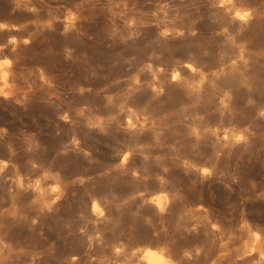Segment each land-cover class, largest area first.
<instances>
[{"label": "rangeland", "instance_id": "1", "mask_svg": "<svg viewBox=\"0 0 264 264\" xmlns=\"http://www.w3.org/2000/svg\"><path fill=\"white\" fill-rule=\"evenodd\" d=\"M0 24V264H202L219 243L245 264L264 0H0Z\"/></svg>", "mask_w": 264, "mask_h": 264}, {"label": "bare ground", "instance_id": "2", "mask_svg": "<svg viewBox=\"0 0 264 264\" xmlns=\"http://www.w3.org/2000/svg\"><path fill=\"white\" fill-rule=\"evenodd\" d=\"M187 67L190 69V70H193L194 69V66L192 65V64H188L187 65ZM175 76H177V75H175ZM159 206H160V208H162L163 207V203H162V198L159 200ZM98 209V210H97ZM93 210L95 211V212H97V213H101V209H100V206H99V204L97 203V202H94V204H93ZM217 228V227H216ZM228 234V233H227ZM221 236H223V235H221ZM227 236V235H226ZM228 236H230V235H228ZM252 236V235H251ZM261 237V236H260ZM226 238V237H225ZM234 238H235V236H234ZM240 238V237H239ZM250 238V237H249ZM248 238V239H249ZM241 239V238H240ZM251 239H253V238H251ZM256 239H257V237H256ZM218 240H220V239H218ZM227 240V239H226ZM225 240V241H226ZM215 241H216V239H215ZM251 241V240H250ZM249 241V242H250ZM258 241V240H257ZM231 243H232V241H230ZM242 242V241H241ZM249 242H248V247H246V249L245 248H241L240 250H239V252H238V257H239V261H241V263H247V264H264V260H262L261 259V255H260V253L261 252H264V242L263 241H259L258 243H256V245L254 244H251L250 246H249ZM251 242H253V241H251ZM224 243V242H223ZM227 243V242H226ZM236 243V242H235ZM238 243H239V241H238ZM217 244V243H216ZM244 244V243H243ZM230 244L228 243V244H224V245H221L220 243H219V246L218 247H220V249H218L219 250V252H215V251H213V253H211V256H208L209 258H205L204 256H203V258H205V259H208L209 260V262H210V264H224L225 262L224 261H226L227 263L229 262V261H232L233 260V258H234V256H235V254L233 253V251L230 249V247H231V245L229 246ZM236 245V244H235ZM216 247V246H215ZM214 247V248H215ZM233 247H234V245H233ZM214 250V249H213ZM217 250V251H218ZM251 251V255H247V253L248 252H250ZM149 252H152V253H155L156 254V251H154V250H146L145 251V256L146 257H148V253ZM211 252H212V250H211ZM210 253V252H209ZM208 253V254H209ZM210 255V254H209ZM205 256H206V254H205ZM151 257H153V256H151ZM151 257H148V261H146V264H153L152 262H153V260L151 259ZM200 257V256H199ZM160 257H158V259H159ZM201 259V258H200ZM204 259V261H206ZM203 260V259H202ZM207 260V261H208ZM204 261H202V264L204 263L205 264V262ZM141 262H143V261H141ZM209 262H208V264H209ZM198 263V262H197ZM200 263H201V261H200ZM207 263V262H206ZM232 263V262H231ZM199 264V263H198Z\"/></svg>", "mask_w": 264, "mask_h": 264}, {"label": "clouds", "instance_id": "3", "mask_svg": "<svg viewBox=\"0 0 264 264\" xmlns=\"http://www.w3.org/2000/svg\"><path fill=\"white\" fill-rule=\"evenodd\" d=\"M231 2H232V0H221V6L223 7V6H225V5H227V4L231 3ZM32 11H35V9H32ZM250 15H251V13H246L245 15H241L239 12H236L235 13V16L238 17L242 21H247L249 19ZM3 27H5V26L2 25V24H0V28H3ZM15 42H16L15 41V37H13L10 40V43L15 44ZM24 43H29V41L25 40ZM13 50H15V49H13ZM0 66L10 67L11 66V61L8 60V59H4L3 61H0ZM176 78H178V77H174V79H176ZM7 79H8V73L5 72L4 73V81H5V83H7ZM0 95H5L6 96V94L3 93L2 91H0ZM260 115L261 116H264V111H261ZM62 119L67 120L68 119V116L65 115V116L62 117ZM246 139H247L246 136L239 135V136L235 137V142L236 143L246 142ZM126 159H127V157H125V160ZM165 171H167V169H165ZM204 173L207 174V175H210L211 174L207 169H204ZM54 190L55 191H58L59 189L57 188V189H54ZM58 198L59 197H57V199ZM161 211H163V208L161 209ZM251 254H252L251 251L247 253V255H251ZM155 255L156 254L155 253H152V252H149L148 253V257L155 256ZM260 255H261V259L264 260V252H261ZM185 256H188L189 258H191V254L190 253H185ZM148 257H143V258L144 259H147ZM153 264H157V262L156 261H153ZM159 264H168V262L165 261L163 259V257H160L159 258Z\"/></svg>", "mask_w": 264, "mask_h": 264}]
</instances>
